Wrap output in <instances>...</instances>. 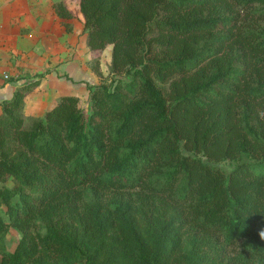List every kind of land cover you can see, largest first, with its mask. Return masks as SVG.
<instances>
[{
	"label": "trees",
	"instance_id": "obj_1",
	"mask_svg": "<svg viewBox=\"0 0 264 264\" xmlns=\"http://www.w3.org/2000/svg\"><path fill=\"white\" fill-rule=\"evenodd\" d=\"M79 2L115 78L2 101L0 264H264V0Z\"/></svg>",
	"mask_w": 264,
	"mask_h": 264
},
{
	"label": "crops",
	"instance_id": "obj_2",
	"mask_svg": "<svg viewBox=\"0 0 264 264\" xmlns=\"http://www.w3.org/2000/svg\"><path fill=\"white\" fill-rule=\"evenodd\" d=\"M42 5L38 0H0V116L2 101L12 99L18 87L48 69L41 83L45 99L38 103L43 115L59 98L78 97L86 83L92 85V76L75 58L82 51L77 30H66L65 20L56 16L53 6ZM73 55L75 61L70 60Z\"/></svg>",
	"mask_w": 264,
	"mask_h": 264
},
{
	"label": "rangeland",
	"instance_id": "obj_3",
	"mask_svg": "<svg viewBox=\"0 0 264 264\" xmlns=\"http://www.w3.org/2000/svg\"><path fill=\"white\" fill-rule=\"evenodd\" d=\"M35 1H37V0H35ZM38 2H40L41 5L43 4L42 5L43 7H47V6L52 5L54 10H55V5H57L59 3H64L67 6V8L70 11L72 16H71L70 20H65L64 27L68 31L69 30L70 31L77 30V35H79L81 37V42H80L81 50H82L81 56L79 54H75L76 55V57H75L76 61L80 60V61H82V64H84L83 65L84 69L86 70V72L88 74H90L92 76V82H90V83H92V85H97V84H100L102 82L110 84L112 82V80L115 78V75L112 74V49H113V47L111 45H108L104 50L93 51L87 45V32L84 29V18H83L81 11H80L79 0H38ZM24 5H25V3H24ZM55 14L58 17L56 10H55ZM68 21H69V23H68ZM65 23H68V26H66ZM83 36H84V38H83ZM85 37H86V40H85ZM75 58L73 55V58H71L70 60L75 61ZM48 71H51V70L48 69ZM48 71H46V72H48ZM46 72H44V73H46ZM44 73L38 74L35 77H30V79L32 78V80H30L29 82L38 81V80H40L39 76L44 75L43 79L41 80V83H42L43 80L46 79V74H44ZM61 77H64V76L62 75ZM67 80L72 81V79H70L69 77ZM40 88L38 90H40L41 92H37V94H36L37 98H33L29 107L26 108L25 116H26V119L29 120L28 123H30V120L32 118L43 116L42 108L40 109V107L38 106V103L40 100L45 99L44 97L46 95V91L45 92L42 91L43 89H45V86L41 85ZM44 93H45V95H44ZM72 93L77 94L75 92H72ZM89 96H90L89 91L87 89H84V90H82V92L78 93V97L80 99V107L85 112H87L90 108ZM29 101H30V99H29ZM12 185L13 184L10 181H8L6 183L0 182V189L3 186H12ZM20 238H21V234L18 231H16L15 229H11L9 231V233L2 239L1 245L5 246L8 251H13L16 248ZM0 259H1V257H0ZM75 264H81V263L77 262Z\"/></svg>",
	"mask_w": 264,
	"mask_h": 264
},
{
	"label": "clouds",
	"instance_id": "obj_4",
	"mask_svg": "<svg viewBox=\"0 0 264 264\" xmlns=\"http://www.w3.org/2000/svg\"><path fill=\"white\" fill-rule=\"evenodd\" d=\"M261 236L264 237V232L261 233Z\"/></svg>",
	"mask_w": 264,
	"mask_h": 264
},
{
	"label": "built area",
	"instance_id": "obj_5",
	"mask_svg": "<svg viewBox=\"0 0 264 264\" xmlns=\"http://www.w3.org/2000/svg\"><path fill=\"white\" fill-rule=\"evenodd\" d=\"M6 78H8V77L6 76Z\"/></svg>",
	"mask_w": 264,
	"mask_h": 264
}]
</instances>
